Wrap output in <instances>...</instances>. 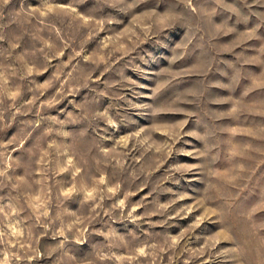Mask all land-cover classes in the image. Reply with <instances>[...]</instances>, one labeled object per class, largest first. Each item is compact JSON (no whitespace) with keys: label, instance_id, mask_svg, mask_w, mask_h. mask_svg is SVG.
<instances>
[{"label":"rangeland","instance_id":"374dc122","mask_svg":"<svg viewBox=\"0 0 264 264\" xmlns=\"http://www.w3.org/2000/svg\"><path fill=\"white\" fill-rule=\"evenodd\" d=\"M0 264H264V0H0Z\"/></svg>","mask_w":264,"mask_h":264}]
</instances>
